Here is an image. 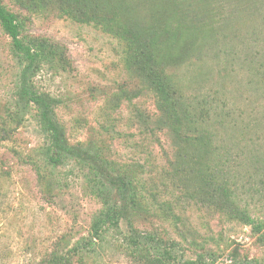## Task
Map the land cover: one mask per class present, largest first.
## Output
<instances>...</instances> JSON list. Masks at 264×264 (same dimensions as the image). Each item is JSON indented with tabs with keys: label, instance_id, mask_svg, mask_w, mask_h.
<instances>
[{
	"label": "rangeland",
	"instance_id": "rangeland-1",
	"mask_svg": "<svg viewBox=\"0 0 264 264\" xmlns=\"http://www.w3.org/2000/svg\"><path fill=\"white\" fill-rule=\"evenodd\" d=\"M68 1L2 0L28 14V40L56 44L65 69L43 65L34 83L58 99L69 141H94L135 169L145 164L135 224L176 241L178 257L264 264V238L240 216L264 222V0H79L78 11L117 13L110 32L61 16ZM136 30L130 50L126 35ZM153 40L162 43L157 53L145 43ZM125 50L133 52L129 65ZM22 65L0 28V264H40L86 236L100 207L72 161L45 162L48 139L35 108L17 104ZM149 67L167 85L169 106L146 88ZM206 157L229 194L206 184ZM117 244L108 236L82 263L71 262L138 264Z\"/></svg>",
	"mask_w": 264,
	"mask_h": 264
},
{
	"label": "trees",
	"instance_id": "trees-1",
	"mask_svg": "<svg viewBox=\"0 0 264 264\" xmlns=\"http://www.w3.org/2000/svg\"><path fill=\"white\" fill-rule=\"evenodd\" d=\"M32 1L36 4L40 2V0ZM121 1L124 2V0ZM78 2L79 0L63 2L59 6V14L80 23L101 26L104 30H109L107 32L112 31L115 25H120L117 13L106 16L95 9L83 8L82 11H78L76 8ZM22 4L26 9H31L25 3ZM28 19L26 11L20 8L12 10L0 0V28L10 38L13 53L23 61V65L17 73L15 89L17 104L23 106L32 104L35 108L41 130L48 139V144L43 152L45 162L50 166H61L72 161L85 180L88 194L100 203V207L91 216L87 235L78 237L73 244L65 249L59 247L52 249L40 264H72L73 258L76 262L82 263L83 258L87 255L97 252L108 236L118 240L117 246L123 248L134 263L207 264L205 255L201 253L197 254L194 259L178 257L173 252L176 241L164 238L155 231L140 229L135 224L136 214L140 211L146 197L143 178V173L146 171L145 164L137 163V169H135L130 164H121L110 158L104 153L103 147L94 141H69L65 128L55 112L58 99L38 91L34 83V78L40 72L41 66L45 65L54 70L60 68L64 70L65 66L57 61L54 42L48 39L28 40L23 34ZM138 32L141 31H129L126 35L128 37L127 48L130 50L138 41ZM122 37L126 39L124 33ZM147 42L145 43L155 49V53L162 44L154 40ZM125 52L128 54V50ZM132 57L133 52H129L126 59L128 65ZM152 59L153 55L148 62ZM147 75L149 83L146 88L152 92L156 104L169 106L170 93L167 85L165 86L162 81V77L157 75L151 67H149ZM175 118L178 120L177 117ZM195 119L198 121L196 116ZM204 120L206 119H201L199 122H204ZM191 122L196 125L194 114L191 117ZM194 129L197 128L194 127ZM199 136L201 135L194 139L198 141ZM202 140L206 146L209 145L208 140L199 139V141ZM205 159L208 161L204 164L205 171L203 173L206 177V184L209 181L212 190L222 191L225 195L229 194L228 182L215 168L216 164H210L211 160L207 157ZM163 204L167 205V202ZM144 206L148 208L147 203ZM170 211L172 212V210ZM240 216L246 224L251 225L254 232L261 234L264 238V222L261 219L246 212L241 213ZM208 255L210 254L208 253Z\"/></svg>",
	"mask_w": 264,
	"mask_h": 264
}]
</instances>
